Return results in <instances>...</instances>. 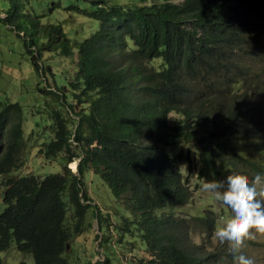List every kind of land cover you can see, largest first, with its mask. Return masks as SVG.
Listing matches in <instances>:
<instances>
[{"label":"trees","instance_id":"obj_1","mask_svg":"<svg viewBox=\"0 0 264 264\" xmlns=\"http://www.w3.org/2000/svg\"><path fill=\"white\" fill-rule=\"evenodd\" d=\"M85 1L80 12L98 27L82 40L60 22L41 23L42 15L26 22L34 38L24 49L41 78L54 75L47 51L76 54V69L65 85H38L52 99V137L37 154H61V172L10 175L24 166L27 143L21 106L0 104V176H8L0 189V264L11 245L30 254V264H72L67 253L91 217L99 247L111 243L119 262L126 255L127 264H227L226 245L207 248L190 236L198 228L214 237L216 212L181 209L193 197L194 157L196 183L264 176V0ZM86 172L129 215L112 217L94 204ZM109 230L113 237L104 238ZM103 254L85 264H112Z\"/></svg>","mask_w":264,"mask_h":264},{"label":"rangeland","instance_id":"obj_2","mask_svg":"<svg viewBox=\"0 0 264 264\" xmlns=\"http://www.w3.org/2000/svg\"><path fill=\"white\" fill-rule=\"evenodd\" d=\"M108 1L113 4H129L137 0ZM11 2V0H0V104L17 102L21 106V123L23 137L27 143V152L24 166L12 171L10 175L16 177L33 173L44 177L50 173L61 172L63 161L61 154H58L54 159H46L37 154L42 142L48 141L52 137L51 106L49 105V103L52 104V99L50 96L42 94L38 85L39 87L46 85L57 88L55 84L58 86L67 84L76 69L74 61L76 54L73 57H64L51 56V52H44L45 64L52 67L54 75L51 77L46 74L47 81L41 78L31 64L30 55L24 49V40L29 41L34 38L31 28L26 22H29L28 17L35 18L36 14L42 15L41 23L60 22L67 35L77 40H82L92 34L97 29L98 23L95 19L80 12L86 7L85 0H13V3ZM8 14V18L4 19ZM259 62L262 63L261 70L264 71V55L261 56ZM255 100L262 101L263 99L261 97ZM195 160L194 157L193 164L190 166L191 170L188 173L193 197L191 203L181 211L183 210L185 214H194L211 209L216 212L219 223H221L229 218L230 211L226 206L218 203L212 193L202 190L203 183L200 181L196 183L194 176L197 163ZM68 167L72 172L77 170V167L76 170L72 168L70 162ZM6 177L8 178V176ZM5 178L0 176V189L4 185ZM84 181L86 190L94 204H98L104 211L105 209L109 210L112 213H110L111 216L113 214L129 215L127 207L112 195L108 185L98 175L86 172ZM96 234L100 235L98 223L91 217L89 228L74 240V249L69 251L70 247H68V261L72 264H85L87 260H90L93 263L96 260H103V251H105V254L112 259V264H127L126 255L119 262L118 250L115 247L113 249L111 243H106L100 248L101 237L97 239ZM109 234L113 237V230H109L104 238L109 237ZM190 236L195 243L207 248H215L219 245L214 237L209 238L205 233H199L198 228L192 231ZM243 253L254 259L255 264H264V236H257L254 240L246 241ZM27 255L19 252L14 245L1 253L6 264H18L21 260L30 264L32 259L30 254ZM232 261L229 259L227 264H232Z\"/></svg>","mask_w":264,"mask_h":264},{"label":"clouds","instance_id":"obj_3","mask_svg":"<svg viewBox=\"0 0 264 264\" xmlns=\"http://www.w3.org/2000/svg\"><path fill=\"white\" fill-rule=\"evenodd\" d=\"M201 187L230 211L229 218L215 228L214 237L219 244L227 246L232 264H255L243 249L246 241L264 236V176L257 174L249 178L242 173H231L222 180L206 181Z\"/></svg>","mask_w":264,"mask_h":264},{"label":"bare ground","instance_id":"obj_4","mask_svg":"<svg viewBox=\"0 0 264 264\" xmlns=\"http://www.w3.org/2000/svg\"><path fill=\"white\" fill-rule=\"evenodd\" d=\"M70 165L72 166V168H73L74 170L76 169V164H75L74 161H72V162L70 163Z\"/></svg>","mask_w":264,"mask_h":264},{"label":"water","instance_id":"obj_5","mask_svg":"<svg viewBox=\"0 0 264 264\" xmlns=\"http://www.w3.org/2000/svg\"><path fill=\"white\" fill-rule=\"evenodd\" d=\"M77 162H78V161H75L76 167H77ZM75 170H76V169H75Z\"/></svg>","mask_w":264,"mask_h":264}]
</instances>
